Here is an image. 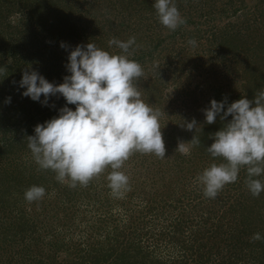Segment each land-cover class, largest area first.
Returning a JSON list of instances; mask_svg holds the SVG:
<instances>
[{
  "label": "trees",
  "instance_id": "trees-1",
  "mask_svg": "<svg viewBox=\"0 0 264 264\" xmlns=\"http://www.w3.org/2000/svg\"><path fill=\"white\" fill-rule=\"evenodd\" d=\"M154 2L0 0V264H264V239H252L256 233L264 237V191L251 194L246 167L215 198L204 195V186L194 176L211 163L222 162L207 147L232 117L221 120L222 112L212 124L204 117L188 130L197 100L184 85L208 76L207 67L218 59L228 75L237 74L241 82L225 92L214 80L208 87L212 99L206 97V103L225 101L226 110L232 102L242 97L254 100L264 91V0H174L186 21L175 31L160 23ZM98 9L102 12L96 19ZM223 18L228 22L221 25ZM131 37L135 44L129 58L144 72L134 81L142 97L150 99L161 93L167 80L176 81L186 91L180 97L187 110L172 118L177 127L184 125L183 139L195 136L200 143L191 146L189 155H176L173 166L160 168L150 161L138 172L140 178L129 177L128 188L120 195L109 187L110 166L87 185L62 184L54 171L35 162L28 137L37 124L58 116L66 100L57 93L43 105L22 95L25 89L18 82L24 71L36 70L53 84L63 83L70 75L66 64L75 46L91 42L119 54L122 50L109 41L126 42ZM193 39L195 46L189 43ZM146 154L134 151L119 170L129 176L126 165L140 157L134 166L145 165ZM176 169L181 176H169ZM155 177L164 184L154 182ZM33 185L56 190L54 217L61 220L62 230L67 227L68 239L59 226L49 230L50 239L42 236L26 210L35 204L24 197ZM59 252L65 254L61 261Z\"/></svg>",
  "mask_w": 264,
  "mask_h": 264
},
{
  "label": "clouds",
  "instance_id": "clouds-1",
  "mask_svg": "<svg viewBox=\"0 0 264 264\" xmlns=\"http://www.w3.org/2000/svg\"><path fill=\"white\" fill-rule=\"evenodd\" d=\"M153 6L160 23L171 31L186 22L174 0H155ZM189 43L195 46L196 41ZM109 44L122 52L110 53L91 42L75 46L66 64L70 75L63 83L53 84L36 70L24 71L18 83L25 89L22 95L43 105L57 93L66 100L58 116L37 124L34 135L28 137V148L39 167L54 171L58 181L69 180V186L75 187L77 183L87 185L110 166L109 187L120 195L128 188L129 177L119 169L129 156L138 151L165 158L166 149L161 112L143 100L134 83L144 74L141 64L129 58L135 37L126 42L113 38ZM67 105H75V109ZM222 112L221 120L229 115L232 119L214 133V142L207 147L208 153L222 158V162L211 163L198 177L204 195L215 198L246 167L247 187L253 196H259L264 191V179L256 178L264 176V91L254 100L242 97L226 110L225 101L211 100L210 107L204 109L206 122L214 123ZM196 126L195 120L186 124L188 130ZM199 143L194 136L189 142H180L177 151L189 155L191 146ZM45 192L44 187L33 185L24 197L29 202L37 201ZM252 239L264 237L256 233Z\"/></svg>",
  "mask_w": 264,
  "mask_h": 264
},
{
  "label": "rangeland",
  "instance_id": "rangeland-1",
  "mask_svg": "<svg viewBox=\"0 0 264 264\" xmlns=\"http://www.w3.org/2000/svg\"><path fill=\"white\" fill-rule=\"evenodd\" d=\"M253 4V3H252ZM74 5V3H73ZM106 8V6H101L100 9H104ZM102 11H97L96 14L94 15H99V13ZM96 16V19H99V16ZM228 22V20H226L225 18H223V21H220L221 25L222 24H226ZM220 61H218V59L215 61L214 65H210L207 71V75H203L202 73V77H197L194 80H192L191 82H184V85H186L187 90H191L189 92H194V98L195 100H197V104L203 102V106L197 105L196 103L194 104V110L195 111V115L192 117L191 120L187 121V122H191L192 120H202L205 115H204V109L210 107V102L206 103V97L207 98H211L212 93H210V90L208 89L209 85H214V80L219 81V86L221 87V89L225 92H228L229 90H231L232 88H229V85H236L239 87V84L241 82V79L237 76V74L234 75H228L227 71H225V67L223 66V64L219 63ZM195 63V58H191V66L193 67ZM201 66V64H198V66H196L198 69ZM190 67V66H189ZM195 69V68H194ZM216 71L220 73V76L215 77L214 75H212V71ZM211 71V72H208ZM167 76V75H166ZM164 78V77H163ZM243 81V80H242ZM188 84L191 85L187 86ZM199 84H202V88H197V86ZM243 85L246 86V83L244 82ZM246 88V87H245ZM160 94H155V96L151 97L149 99L148 98H143V100L146 103H149L153 108L158 109L161 112V116H160V125L162 127L161 131L163 134V140L165 143V158H161L160 160H154L153 158L155 157L154 153H149V156H146V158H149L147 160V162L145 163V165H141L140 167H135L134 165L142 158L140 157L139 159H134V161L129 162V164L126 165V171H130V174L128 177L132 178L134 176V178L136 177V179L140 178V176H138V174L141 171H144L146 169L145 166H149V164L152 162L153 164H155L156 166H162L163 168H165V166H173L174 164H176L175 162V158L176 155L178 154H182L179 151H177V147L178 144L180 142H189L187 139H183V137H185V128L183 124H179L178 127L175 125V119H173L174 117H178L181 116L182 112L184 113L185 110H187L185 107V104L182 100L181 93H185L186 91H184L182 89V87H179V85H177L176 81H172V79H170L169 81L167 80V82H165V85H162L160 87ZM201 90H203L201 92ZM190 98V97H189ZM212 99V98H211ZM206 103V104H205ZM191 105H193L192 103H190ZM181 112V113H180ZM173 117V118H172ZM228 117L231 118V115H229ZM228 117L225 119L227 120ZM185 119V118H183ZM197 122V121H196ZM185 123V122H184ZM175 125V126H174ZM174 127L175 129H171L172 127ZM177 129V131H176ZM174 131H176L177 133H175L174 135L172 134ZM7 139V138H5ZM8 140V139H7ZM154 154V155H153ZM153 155V156H152ZM150 156H152L153 158H150ZM144 157V156H143ZM8 159H5V162H7ZM127 161V160H126ZM151 161V162H150ZM128 162V161H127ZM2 164V163H1ZM3 167H5V165H2ZM153 167V166H152ZM161 168V167H160ZM179 169H176L175 171L171 170V174L169 176L171 177H179L181 176L180 172H177ZM139 172V173H138ZM175 174V175H174ZM202 174V173H201ZM174 175V176H172ZM147 176V175H146ZM168 176V177H169ZM195 177H199L200 173H196L194 174ZM153 177V175L151 174L150 176H148V178ZM147 178V177H145ZM158 178V177H157ZM159 179V178H158ZM196 178H194L195 180ZM154 182H158L159 185L160 184H164L165 180H160L159 181L155 178L152 179ZM62 184H70L69 180H66L65 182H61ZM181 183V182H180ZM45 189H46V185H45ZM54 192H56V190L54 189L53 191L50 189H46L45 195L43 196V198H41L40 200L35 201V204H32L30 206L27 207V212L30 214V217L33 219V221L36 223V225L42 230L41 234L42 236H48L49 235V230L50 229H57L59 231L64 232L66 239L67 236H70L68 231H67V227H64V230L61 229V220H59V222L55 221V217L54 214H57V206H58V199L57 196H55ZM169 193H172L171 191H169ZM167 194V191H166ZM61 213V212H60ZM58 214L59 216H63L61 214ZM54 217V218H53ZM46 230L47 233H46ZM67 235V236H66ZM46 236V237H47ZM48 239H50L49 237H47ZM49 247H47L48 250ZM47 252V251H46ZM65 256V254L63 252H59L57 254V260L61 261V259Z\"/></svg>",
  "mask_w": 264,
  "mask_h": 264
}]
</instances>
